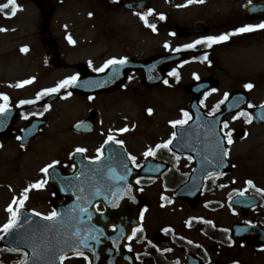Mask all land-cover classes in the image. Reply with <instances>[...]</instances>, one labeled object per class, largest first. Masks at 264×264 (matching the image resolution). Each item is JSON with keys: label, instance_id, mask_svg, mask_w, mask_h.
<instances>
[{"label": "flooded vegetation", "instance_id": "1", "mask_svg": "<svg viewBox=\"0 0 264 264\" xmlns=\"http://www.w3.org/2000/svg\"><path fill=\"white\" fill-rule=\"evenodd\" d=\"M130 1L133 0H119V2H114V0H84L86 7V14L84 15L62 13L61 10L56 7L48 9L47 12L37 14L35 16L36 18L33 20H23L26 29H33L35 31L33 36L35 45L32 46L31 49L33 51L43 49V51L41 52V61H37V59H33L35 61H32V58L27 57V61L21 64V69H18L17 75L20 81L35 77L32 84L25 85L20 88V90L28 92L31 95L33 94L35 97L37 92L44 88L54 87L60 80L71 75L79 74L80 80L86 76H101L107 74L110 67L104 72H96L94 69L101 67L105 61L113 57H127L131 60L140 61V58L130 57V49L122 45L123 34H121V31L125 30L126 27L123 23L124 20H128L129 23H132L133 29L134 27L139 29L141 25L142 28L151 35L153 46L152 55L149 60H156L165 56H181V58H177L175 62H172L171 65L165 68L163 65L158 67V64H153L154 67L152 68L151 74L154 76L155 81H159V79L163 77L164 80L167 79L169 81V84H164L163 80L159 84L148 86L144 82L143 76L139 71L128 73L126 81L119 84L122 77L121 71L113 70L109 74L108 87L106 88L92 89L88 85L85 89L76 90L72 87L69 89H62L59 94L45 96L34 104L21 106L19 103H11L9 107L17 108L18 115H16L13 120L11 138L5 142H0V145L8 143V145L10 144L11 147L17 151L18 155L23 154V151H26L35 143L22 149L19 146L17 137H20L22 130L28 126L31 119L37 118L45 120L48 125L41 130L39 139L46 136L53 139L54 147L57 149V156L54 157V159H59L61 161L57 169L61 175L70 174L72 177L73 172L70 166L73 160L78 162L81 156L77 154L70 159V153L74 152L76 147H86L88 152L84 155L95 156L96 149L103 144L108 130L112 129L115 131L125 126L123 108L125 101L133 103L136 112H143L145 117L149 108L153 109L152 114H154L159 107L163 108L168 116L171 115L173 112V98L177 97L181 99H175L180 102L175 106V108L178 109L177 112L180 113L181 109L190 111L189 106L194 101L196 95L187 91L189 85L214 78L219 81V85L213 87L217 88L218 91L211 93V95L207 97L205 100L206 107H201L206 113L218 102L216 97L219 96V90L222 86L220 74L232 51L237 50L240 51V53L242 51L246 52V50L253 46L259 45L264 38V31H257L233 36L229 41L214 45L212 48L198 45L196 49L173 52L164 47L166 42L169 43L172 48H176L184 44L192 43L206 35H219L226 31H232L234 28L245 23H258L264 21V19H257L249 22H244L240 19L235 22L221 23L220 18H218L216 19L217 22L211 23L203 17L193 16V14L177 15L175 11L188 10L182 7V3L163 4L155 2L157 6L164 5L165 7L163 8L168 6L166 9H161L151 0L149 8L154 9L156 14L163 13L166 16L165 20H159L158 15L149 17L150 22L157 25V31L153 32L135 12L125 10V3ZM44 2L46 5H55L59 0H45ZM57 5H60V2ZM89 13L93 15L89 16ZM120 17L124 18V20H120ZM199 21H205L208 28L194 27V23ZM180 25L185 26L184 31L179 32L177 30V27ZM92 28L96 30L97 40L106 41V45L88 51L86 46L90 43L89 38L86 40L82 39L80 31L83 29L91 31ZM171 33H175L176 35L173 36ZM69 35L75 40V44L69 43L67 39ZM27 36L28 32L26 30L23 39L29 40ZM205 53L209 55V60H211L210 65L207 61L202 62L200 59H194V57H202ZM184 61H187V63H184ZM89 62H91L92 65H90ZM173 69H176L180 74L178 82L175 77L169 76V72ZM195 75H199L200 79L196 80ZM129 77H131V79H129ZM230 81L233 82V85L228 89L230 95L236 92L244 93L248 96L249 103L252 102V97L257 95L260 87L264 85L262 77L246 79L232 78ZM248 82L255 85L251 91L243 87V85ZM211 89L206 92H211ZM67 91H71L72 96L67 99L61 98ZM204 93L199 96L198 103L200 100H204ZM158 95L168 96L164 106H160L157 100ZM89 97H94V99L90 100ZM49 99H53L52 103L47 102ZM13 100L20 101L27 99L14 97ZM48 104H51V108L45 112L44 107ZM245 110L251 111L248 107ZM40 112H43L42 116L31 115V113ZM25 114H29L27 120L23 118ZM234 115L236 114L228 115L226 118L233 117ZM77 124L81 126L76 127ZM170 129H168V133L166 131L160 132L159 134L153 133L151 141L147 143V146H154L163 140H167L172 132ZM125 134L126 133H117V137L123 139L127 151L135 155L127 144ZM117 146L118 145H113L111 150L115 149L119 152ZM231 147L232 145H230V149ZM176 154L181 157L178 162L167 150H161L156 158L149 157L147 159L153 161L154 165L159 164L162 167L159 172L151 171L150 175L154 179H149V177L145 176L140 177L141 183L137 186L140 195L144 199L142 211L145 208L148 209V211L144 213V220L141 221L144 231L138 233L135 238L126 240L123 246L126 256H123V259L130 264H176L177 260H179L180 264H208L209 260L211 264H233L234 261H238L239 264H264V250H261L264 246L252 244L253 241L243 236L242 233L241 238L243 240L238 239L240 234L237 235L236 227L244 225L243 218H241L240 221L225 225L214 218H207L203 215L196 216L192 213V211L202 206L208 213L219 212L222 207H225L233 214L232 208L228 206V197L229 194H233V190L227 193L225 200L218 201L216 197L222 190V183L220 181L227 177H235V166L237 164L236 156H231L230 152L233 168L228 174L215 178H204L202 190L197 200L196 197H194V190L190 192V196L186 193V196L182 199L176 196L177 190L189 181L193 169H195L194 159L188 161V155ZM136 156L138 158L137 162L144 165L146 160L143 157V153ZM85 163H87L86 160ZM64 165H69V167H64ZM142 168H137L136 170H141ZM80 179L83 180L84 177ZM80 186V181L74 180L75 192H78ZM82 186L87 187V184ZM156 187H159L161 192L158 193L157 197L154 199L147 194V191ZM141 188L143 191H140ZM53 193L54 191L51 189L52 197L54 196ZM162 196L169 197L172 203L163 201L161 199ZM234 196L233 194V197ZM111 199L112 198H109L106 202H104L105 200H93V205L96 210L98 209V213L104 215L107 221L100 226L114 231L119 227L120 217L111 215V212L108 211L107 207L111 204ZM66 202V200L60 198V200L57 199L53 203L57 206L65 204ZM176 205H178L181 210H191V212L188 211L187 219L181 223L180 228L174 227L173 225H164L157 230V232L151 234L149 215L152 210L158 214L163 213L165 210H171L169 213H173ZM262 211L264 215V210ZM236 212L238 211L236 210ZM257 213L258 212H255V214ZM252 215L253 213L250 214V217ZM199 218L212 220L216 227L213 228L211 225L204 224ZM189 220L192 221L191 227L186 223ZM166 227L171 228L173 231L165 233L163 229ZM222 228H230L232 230L231 235L235 240V244L229 245L227 239L228 234L220 231ZM156 234H160L168 239L170 246L166 249H171L170 251L161 249L158 246L155 238ZM181 237H184V239H181ZM188 240L193 241V243L189 244L187 242ZM148 241L152 243L149 244ZM197 244L202 245V247H196ZM129 245H131V251L128 250ZM153 245H155V247H153Z\"/></svg>", "mask_w": 264, "mask_h": 264}, {"label": "snow or ice", "instance_id": "2", "mask_svg": "<svg viewBox=\"0 0 264 264\" xmlns=\"http://www.w3.org/2000/svg\"><path fill=\"white\" fill-rule=\"evenodd\" d=\"M114 2H119V0H114ZM205 0H187L188 4L192 3H204ZM252 3V0H249V4ZM22 6L18 3V0H6L4 3H0V14H3L5 18H12L17 15L19 11H22ZM93 15L89 13V16ZM136 15L144 22V24L150 28L153 32L157 31V25L150 22L149 17H155L158 15L159 20H165L166 16L163 13L156 14L154 9H147L145 12H137ZM8 31L7 28L0 27V32ZM257 31H264V21L258 23H245L239 27L234 28L232 31H226L219 35H206L193 41L192 43L184 44L176 48H172L169 43H165L164 47L170 49L173 52H180L182 50L196 49L198 45H204L207 48H212L214 45L222 44L229 41L233 36L243 35L245 33H253ZM175 36V33H171ZM69 43L75 44V40L69 35L67 37ZM29 49L25 46L21 49L23 52H27ZM194 59H200L202 62L207 61L209 65L211 60H209L208 53H205L202 57H194ZM128 58H116L113 57L105 61V63L99 67L95 68L96 72H104L111 66L116 65H125L127 64ZM187 63V61H184ZM91 65V62H89ZM169 76L176 78L178 82L180 79V74L176 69H173L169 72ZM131 79V77H129ZM195 79L199 80V75H195ZM35 80V77L30 79L22 80L18 82L15 87L22 88L25 85L32 84ZM79 74L68 76L60 80L54 87L44 88L41 91L36 93L34 100H20L19 105H29L34 104L37 101L41 100L45 96H52L61 93L62 89H69L75 86H78ZM164 84L168 85L169 81L165 79ZM102 86V85H101ZM243 87L251 91L255 85L251 82L245 83ZM217 88H212L211 92L204 93V100L199 101L201 107H206L205 100L211 93L217 92ZM72 96L71 91H67L65 95L61 98L67 99ZM230 93L224 92L223 98L219 100L214 106L211 107L206 113H200L196 115L195 120L197 125L201 120L205 121V126L207 128L210 136H206L202 143L206 146H210L214 152V161H208L209 163L215 162L217 167L223 166L226 159L230 156L231 149L225 145H232L235 141L233 139L234 129L230 127L228 121H220L216 118V114L221 110V105H224L226 101L229 100ZM89 99H94V97H89ZM0 100H3V103H0V115H6L10 111V97L7 94L0 93ZM239 100V98H238ZM235 107H239L237 102ZM248 108H255L256 105L249 103ZM260 109L264 110V104L259 105ZM51 108V104H48L44 107V111H48ZM148 114L153 113V109L149 108ZM31 115H43V112L40 113H31ZM211 117L212 119H208ZM243 117L247 124L253 123V113L241 110L236 115L233 116V120H237ZM24 119L29 118V114L23 116ZM260 119L264 120V111L261 112ZM193 121V113L181 109L180 117L177 119H172L169 121L172 129H174L167 140H163L160 143L155 144L154 146H148L147 149L143 152V157L147 160L149 157L156 158L158 153L161 150H167L172 154L175 160L178 162L181 157L176 154V151L173 150L175 147L177 150L183 151L187 146V141L185 140L188 133V128L190 127V122ZM217 125H222V127L217 130ZM80 124H77L76 127H80ZM23 131V130H22ZM130 131L129 127L125 125L119 129L113 131L109 129L106 134V139L103 144L96 149L95 156H85L84 154L88 152L86 147H76L74 152L70 153L69 158L72 159L77 154H80L81 159L76 162L73 160L71 164V169L73 176H63L59 172H55V176L58 177L62 183L66 186L64 191L67 192L70 190V186L73 185V181H80L81 186L78 188V192L73 193L75 195L76 203L71 206V213L58 212L53 208L49 213H42L36 211L35 209L31 210L30 215H24L23 210H25L26 202L29 200V194L32 190H41L47 187L49 184V179L52 177L53 173L50 170H55L58 165L61 164L59 159H54L51 163L46 164L40 169V172L43 176L40 179H37L33 183H29L26 187L23 188L19 196L12 198L11 202L6 208L8 217L5 223L0 225V241L9 240V243L12 245L6 250L9 252L17 253L20 255V259L16 264H55V260L59 261V264H64V262L70 258L69 253H72L75 257L83 258L87 264H92V261L89 259L88 255L85 253V249L89 252L95 254V247L91 243L95 241L96 244L100 243V236L93 235V232L100 233L103 235V230L100 228L94 227H82L86 222L93 219V212L90 211V208L93 207V200L98 197H102L105 201L111 197V204L113 207L118 206L117 200L123 198L124 196L129 197L132 200H135V196L132 195L133 185L129 183V177L133 175V170L137 168L146 167L148 171H157L161 169V165L157 164L152 167H147L137 162V156L133 155L131 152H127L124 148L125 141L117 137V133L123 134ZM248 133H245L247 136ZM197 140H200L199 135H197ZM18 140H23V137H17ZM175 142V144H174ZM113 145H118L121 151H116L112 149L109 152L108 156L105 157V151L108 148H111ZM23 146V145H22ZM3 147V145H0ZM191 150L195 152H200L201 149L198 148L195 144L191 145ZM194 158L191 155L187 156L188 161H192ZM85 160L87 163H85ZM208 160V157L205 156L201 160V163ZM64 167H69V165H64ZM79 169V171H78ZM193 171H196L193 169ZM218 175H223V173L208 171L206 173V178H215ZM84 177L83 180L80 178ZM149 179H154L149 177ZM135 183L139 185L141 183V178L137 177ZM235 183V181H233ZM87 184V187L82 185ZM246 187L242 189H234L233 194L236 197H245L249 189H253L260 196L264 197V188L258 187L253 180L248 179L245 181ZM224 187V185H221ZM140 191H143L141 188ZM233 194H229V207L232 208L233 214L238 215L236 209L233 208ZM55 195V193H53ZM161 199L167 203H172V201L167 196H162ZM237 203L244 204L245 201H236ZM163 206V205H162ZM207 206V205H206ZM98 210V209H97ZM148 209L145 208L139 214L140 221L144 220V213ZM32 217H39L41 221H46L50 223L40 224L35 223L32 220ZM204 224L211 225L213 228L216 227L215 223L212 220H207L199 218ZM23 220V222H22ZM75 221V225L72 226L71 231H67L68 222ZM189 227L192 225V221L189 220L186 222ZM245 227H240L236 229L237 235L249 231L250 228L256 227L250 220H245L243 222ZM25 225L28 226L27 230L21 231L25 228ZM58 226V227H57ZM61 229L66 231L62 234ZM123 233V229L120 230ZM144 231L143 226L133 228L131 230V235L127 239L131 240L137 236L138 233ZM165 233L173 231L171 228H164ZM220 231L227 233V239L229 245L235 244V240L232 238L230 228H222ZM62 237V238H61ZM55 238V242H54ZM118 239V238H117ZM184 239V237H181ZM189 244H192L193 241L188 240ZM116 243V239H113V244ZM151 244V241H148ZM155 247V245H153ZM196 247H202V245L197 244ZM25 248L31 249V255L28 251H25ZM128 250L131 251V245L128 246ZM170 251L171 249H165ZM261 250H264L262 248ZM206 254V250H205ZM138 258V257H137ZM176 264H180L179 260L176 261ZM208 264H211L209 260ZM233 264H239L238 261H234Z\"/></svg>", "mask_w": 264, "mask_h": 264}, {"label": "rangeland", "instance_id": "3", "mask_svg": "<svg viewBox=\"0 0 264 264\" xmlns=\"http://www.w3.org/2000/svg\"><path fill=\"white\" fill-rule=\"evenodd\" d=\"M255 1V0H252ZM6 0H0V3H4ZM81 4L82 1H79ZM184 3V0H153V3ZM249 0H205L204 3H198L200 5L194 6L193 8L186 11H175L177 15L193 14V16L203 17L204 19L212 22H217L216 19L220 18L221 23H230L236 19V14L241 11L243 6L248 3ZM18 3L22 6L23 10L17 13V17H14L13 21L8 18L0 16V27L7 28L8 31L0 32V93L7 94L13 98H31L33 97L28 92L18 91L14 88L18 80H13V86L10 87V78H14L17 75L18 69L22 67V61L24 56L19 53V47L24 42L21 41L22 26L21 20L24 19L23 15L31 16L37 13L36 6L30 2V0H18ZM197 4V3H194ZM157 6V5H156ZM161 9H166L164 5L157 6ZM69 13H86L84 6L73 5L68 10ZM100 13V12H98ZM120 20L124 18L120 17ZM216 20V21H214ZM123 23L126 25L125 30L121 31L123 34L122 45L130 49L129 56L133 58L147 59L152 55L153 40L149 33L146 32L140 25V28L134 27L128 20H124ZM30 26V25H28ZM82 39L97 40V33L95 28L91 31L82 30L80 31ZM264 38L261 40V42ZM98 44L94 43L93 48H100L106 45V41L97 40ZM30 44L31 41L26 42ZM35 45V42H34ZM88 51H91L90 49ZM40 50H36L34 56L40 54ZM31 54V56L33 55ZM37 53V54H36ZM245 52L235 54L228 59L226 68L232 73L231 77L237 72L240 78H246L249 75L255 76L256 74H264V42L253 50H248L246 55ZM42 57V54L39 58ZM26 58V57H25ZM240 62V66L236 64V59ZM94 62V61H93ZM92 65V63H91ZM220 78L224 80L225 84L222 87V91L228 89L233 85L230 81L232 78L228 76V73L224 70L220 74ZM264 98V85L260 87L259 92L256 96L252 97L254 105L261 103ZM168 96H157V100L160 106H164ZM173 98L172 106L178 105L180 102ZM181 100V99H180ZM3 103V100H0ZM124 116L125 125L130 128V133L125 136L127 144L130 146L134 154L141 155L145 149H147V143L151 141L153 133L159 134L160 132L166 131L168 133V121L177 119L180 117L178 109L175 108L171 115H167L163 108H157L153 117H145V114L136 112L133 103L125 101L124 105ZM230 127L238 128L242 126V122L229 121ZM244 124V123H243ZM250 137L244 141L241 145L234 146V155L238 157V166L235 172V177H230L224 181L223 189L217 195L216 200H225L228 192L234 189H242L247 179L253 180V182L261 188H264V126L251 125L249 127ZM64 151V150H63ZM57 149L54 147V141L49 136L42 138L37 144L31 149H28L27 153L19 154L11 147H3L0 152V225L6 222L8 213L6 208L11 202L12 198L19 196L23 188L29 183L35 182L40 179L39 171L44 165L50 163L54 157L57 156ZM234 156V157H235ZM236 160V159H235ZM247 178V179H246ZM235 181V183H233ZM161 190L159 187L150 189L147 191L149 196L154 199L157 197ZM49 192L44 188L41 190H32L29 194L28 205L38 209L41 212H48L49 206L46 202L49 199ZM188 211L181 210L178 205L175 206L173 213L171 210H165L163 213H156L152 210L149 215V227H151V234L157 232L164 225H173L174 227L180 228L183 221L187 219ZM192 213L196 216H206L207 218L216 219L221 224H229L231 222H237L241 220L239 215H234L229 212L228 208L222 207L221 211L216 213H208L202 206L198 207ZM20 255H8L0 253V264H13L11 259L19 260ZM17 262V261H16ZM65 264H82L79 261L66 262Z\"/></svg>", "mask_w": 264, "mask_h": 264}, {"label": "water", "instance_id": "4", "mask_svg": "<svg viewBox=\"0 0 264 264\" xmlns=\"http://www.w3.org/2000/svg\"><path fill=\"white\" fill-rule=\"evenodd\" d=\"M148 2H143V4H147ZM254 9H260V11L259 12H261V13H263L264 14V3H261V5H257V6H254V7H248V8H246V10L249 12L250 10H254ZM262 111H264V110H262V109H259L258 111H256L255 112V114H254V116L257 118L256 119V121L257 122H259V123H261V122H264V120H261L260 119V115H261V112ZM5 117V115H2V117L1 118H4ZM219 120V119H218ZM220 121H221V118H220ZM219 128H220V125H217V130H219ZM7 131V129L5 128H0V139L1 138H6L7 137V135H6V132ZM33 134V132L32 133H30V135L29 136H34V135H32ZM241 137H243V135H244V132L243 133H240L239 134ZM31 137H29V139H28V141L31 139ZM28 141H25V143L24 144H27L28 143ZM24 215H30V214H27V213H25ZM32 220H33V222H34V224L35 223H40V224H45V223H50V222H46V221H41L40 220V218L39 217H32ZM22 222H23V220H22ZM58 227V226H57ZM27 228H28V226L27 225H25V228L24 229H21V231H25V230H27ZM67 231H71L72 229L68 226L67 227V229H66ZM65 229H61V233L63 234L65 231H66ZM62 238V237H61ZM54 242H55V238H54ZM2 244L3 245H5V246H7V247H11L12 245L9 243V240L6 238L5 240H3L2 241ZM25 251H28L29 252V254L31 255V249L30 248H25ZM87 254H88V256H90V252H87ZM69 256L71 257V256H73V254L72 253H69ZM55 264H59V261L58 260H55Z\"/></svg>", "mask_w": 264, "mask_h": 264}]
</instances>
